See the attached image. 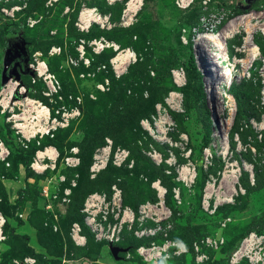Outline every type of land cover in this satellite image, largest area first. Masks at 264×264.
I'll return each instance as SVG.
<instances>
[{"label": "rangeland", "instance_id": "1", "mask_svg": "<svg viewBox=\"0 0 264 264\" xmlns=\"http://www.w3.org/2000/svg\"><path fill=\"white\" fill-rule=\"evenodd\" d=\"M249 5L250 9L244 8L242 0L230 6L222 4L227 18L217 31L205 32L206 36L196 44L182 45L180 38L188 34L192 25L189 19L193 9H198L197 4L182 10L176 0H0V142L12 156L7 162L11 164L20 153L32 163L35 150L50 146L60 153V162L67 154L79 160L77 186L70 184L67 175L51 197V188L44 186L58 185L57 179L63 176L58 177L54 167L45 173V184L39 177L31 184H23V178L20 184L12 183L8 191L10 195L17 193V198L14 205H9L3 179L13 178L16 173L4 163L7 158L3 161L4 155L0 156V206L9 214L14 212L8 219L3 216L0 264L30 257L27 247L37 250L40 243L36 234L39 226L48 240H57L50 247L54 255L72 258L78 248L97 255V262L84 258L81 264H231L229 257L244 238L251 233L264 234V66L260 61L250 66L252 44L259 47L264 59V35L259 30H264V0H254ZM247 9L257 19H242ZM83 10L93 12L92 19L83 20L82 26L88 29L82 31L77 25ZM201 13L199 10L195 19ZM93 14L101 20L94 21ZM251 37L252 42L246 44ZM214 43L222 44V49ZM101 45L108 47L95 50ZM128 51L134 56L125 61L116 76L110 61ZM15 53L17 57L13 58ZM190 56L194 58L193 67L188 62ZM85 59L89 67L84 65ZM14 62H20L23 72L12 73ZM42 62L60 85L58 93L50 97L44 95L50 93L46 81L35 71ZM100 66L106 68L97 73ZM176 67L185 72L182 88L172 84L170 70ZM93 71L97 73L95 77L88 78L86 74ZM105 78L108 90L101 92L96 84L104 83ZM171 91L181 96L178 108L170 109L164 102ZM77 97L81 102L76 101ZM15 99L19 102L13 107L16 118L25 119L30 109L28 100L49 108L51 119L62 121V114H70L74 107L80 116L68 118L66 127L58 126L54 137L44 135L45 141L29 143L24 148L11 132L6 133L11 131L6 118ZM162 116L167 131L162 128L156 132L152 120L162 121ZM144 119H149L153 134L143 128ZM64 140L68 144L62 151L59 144ZM70 146L76 148L75 155L69 151ZM104 148H109L108 160L92 174L90 167L97 162L94 157L101 155ZM187 151L191 152L185 155ZM187 164L197 170L191 186L176 180V169ZM85 178L87 187L82 186ZM158 180L166 190L162 213L153 216L158 222L148 218L141 228L161 227L170 241L184 242L188 254L143 261L137 248L150 246L151 242L161 246L162 235L134 238L136 217L129 230L128 219L121 223V215L114 219L111 213L104 222L105 228L110 226L109 238L100 240L84 222L86 213L80 214L77 222L85 242L74 243L71 226L75 222L67 219L66 209L75 194L83 198L82 209L88 196L104 194L109 212L117 207L121 211L130 204L136 214L139 205L157 203L152 183ZM211 180L216 189L222 185L226 198L214 213L202 207L203 190ZM113 186L122 191L121 202L113 203ZM40 189L42 195H38ZM174 190L179 191V202L173 198ZM5 202L14 210L9 212ZM13 219L25 221L22 227H16L15 234L26 237L25 241L8 236L7 224L16 226ZM97 233L103 235V231ZM194 244L198 251L193 249ZM110 246L124 250L118 253V259L112 257ZM16 248L19 253L13 252ZM200 256L203 261L197 262ZM60 263L68 264L62 259ZM36 264L43 263L36 259ZM235 264L249 263L244 258Z\"/></svg>", "mask_w": 264, "mask_h": 264}, {"label": "built area", "instance_id": "2", "mask_svg": "<svg viewBox=\"0 0 264 264\" xmlns=\"http://www.w3.org/2000/svg\"><path fill=\"white\" fill-rule=\"evenodd\" d=\"M235 0H176V5L178 8L185 10L186 8H190L197 4L198 9H200L203 13H201L195 20L194 24H192L187 32L188 34L185 35L183 34L180 38V41L182 45H189V44H196L197 40L203 39L206 34L205 32H210L213 33L217 31V29L224 23L225 19L227 18V13L223 12L224 9H222V4L225 6H230L232 2ZM250 9V6L248 7ZM247 9V13H245L241 18H250L249 21H252L254 19H257V16L254 15L253 11L248 12L249 10ZM129 9H127V12ZM86 10H83L80 13L79 17V22L80 24L77 25V27L80 30H87V26H82L84 25L85 22H83L82 19V14H86ZM101 18V17H100ZM101 20V19H100ZM87 23V22H86ZM88 24H90L88 22ZM261 34L264 35V30L259 29ZM185 32V30L183 31ZM252 41V37L250 38ZM254 43V42H253ZM253 47L256 48V54L252 55V60H251V65H253V62H259L261 63L262 66H264V59L262 58L260 52H259V47L255 44H252ZM82 47V46H80ZM104 46L101 45L100 47H97L95 50L102 49ZM114 48V47H113ZM114 50H116L114 48ZM81 56H83L84 52L82 49L79 50ZM133 54V53H132ZM120 55H117L114 59L110 61V66L116 76L119 75L121 66L124 65L125 61L122 64H118L115 59L119 57ZM129 60V58L127 59ZM40 64H44L43 62ZM35 69L36 74L38 77H42L44 81H46V84L48 86V89L50 93H44L45 96L50 97L51 94L55 93L57 94L60 85L59 83L55 80L54 76H51L50 74L47 73L46 66L44 65V69L47 73L46 76H39V68ZM84 65L89 67V60L85 59L84 60ZM105 66H100L96 69L97 73H100L105 70ZM95 73L89 72L86 74L87 77L94 78ZM171 74V79H172V84L175 88H182L185 85V72L182 67H176L172 68L170 70ZM84 75H81L83 77ZM108 79H104V83H97L96 88L100 90L101 92H105L108 90ZM17 101V100H16ZM76 101L79 103L81 102V98L77 97ZM33 104L36 105V108L40 109H45L46 111H49V108H47L45 105L40 103L39 101H32ZM165 104L170 108H178L179 103L181 102V96L179 93L176 91H171L168 93V96L164 99ZM158 110H160L161 105H158ZM39 109V110H40ZM177 111V110H176ZM80 116V111L78 108L74 107V109L71 110V113L69 114H62V121H58L56 118H50L49 114L45 116L43 113L34 114L33 118L29 120V122H35L33 124V129L31 132V135H36L39 134L41 136L47 135L50 138L54 137L53 131L56 130V128L59 127H66L69 124L68 118L72 117H78ZM153 125L157 131H161L162 128H164V131H167V129L164 127V122L166 121L165 116H162V121L158 119V122H155L154 119ZM142 126L143 128L148 131L150 134H153V131L151 129L150 121L149 119H144L142 121ZM109 144L111 142L107 140ZM109 148H104L101 150V155H96L94 159L97 161L90 167V172L93 174L94 171L92 170L93 167L97 164L98 166H104L106 161L108 160V151ZM48 150H51L50 148H46L43 150L42 153H47ZM70 151L75 155L76 154V148H71ZM191 151H187L185 155H188ZM205 154H208V150L204 151ZM4 155L2 160L4 161L8 156H9V151L6 149V147L0 142V156ZM44 157H48L44 155ZM43 157V158H44ZM42 159V158H41ZM100 159V161H98ZM117 159V157H115ZM116 162V161H115ZM79 163L78 158L75 157H66L64 158V164L66 167H75ZM8 165V163H6ZM32 166L36 169L41 168L40 165V160L37 159L33 162ZM47 167L51 168L52 170L54 169V165H47ZM46 167V168H47ZM103 168V167H102ZM169 174L170 172H166ZM176 173L178 175V178H176L177 181H181L184 185L186 186H191L196 177H197V170L193 165L187 164L185 166H181L178 169H176ZM61 181H64L63 176L60 177ZM71 185L75 186L74 182H71ZM222 185H218L217 189L215 188L214 181H207L203 190V195H202V207L206 211H210L211 213H214L217 208L226 201V198H224V191H221ZM152 188L156 189V196H157V203L151 204V203H145L141 204L138 206L136 209V214L134 210L128 208L127 206L124 207L121 211L119 208H112L109 212L108 206L106 202V195H97V194H92L88 196L85 202V208L83 209V213L85 212V219L84 222L86 225L89 227L90 231L95 234L97 240H100L101 238L108 239L109 236L107 235V228H109V224H107V227L105 228L104 222L107 221V217L109 213L112 214L113 218L116 219L121 215V223L125 222V220H129L128 222L130 225H128V229L132 230V227H134L135 223L134 219L136 217L137 220V227H135V230L133 231V236L134 238L141 239L143 235H162L163 237V244L161 246L155 245V243L151 242L150 246H140L137 248L136 252L137 254L141 257V259L145 262H151V261H158V260H163L170 258L171 256L174 257H181L183 255L188 254L189 248L184 242H174L170 241L167 238V232L165 230L161 231V227L157 226L155 229H148L145 230L141 228L143 223H146V220L150 218V220L154 222H158V219H154L153 216L157 215V213H162V201L165 196L166 190L163 189L160 186V181H156L152 183ZM113 203L114 202H121L122 201V191L118 189L117 187L113 186ZM174 195L173 198L176 200V202H179V191L174 190L173 191ZM210 201H212V206H210ZM114 205V204H113ZM99 213H101V220L99 218ZM5 219L4 217L0 214V228L4 224ZM264 229V227H263ZM103 231V235L98 234L97 232ZM82 229L79 225V223H73L71 226V237L76 245H83L85 242V237L81 234ZM2 232L0 230V239H2ZM181 246H183L184 250H181ZM193 249L195 251H198V245L193 246ZM244 258L247 259L249 264H264V234L263 235H258L255 233L249 234L246 238L242 240L240 243L239 247L233 251V253L229 257V262L231 264L238 263L239 261L243 260ZM197 262L203 261V257H197L196 258ZM12 264H36V259L33 257H25L21 261H13Z\"/></svg>", "mask_w": 264, "mask_h": 264}, {"label": "crops", "instance_id": "3", "mask_svg": "<svg viewBox=\"0 0 264 264\" xmlns=\"http://www.w3.org/2000/svg\"><path fill=\"white\" fill-rule=\"evenodd\" d=\"M88 78L92 79L91 77H88ZM15 100H17V99H15ZM29 101H31V100H28V102ZM28 102L26 103V105L30 106V109L26 110L25 119H23V117L16 118L17 115H13V110H14L13 107H15L19 103L18 101H12V107H10V109H11L10 115L6 118V122H8L7 126L11 130L10 131L11 132V137H15L20 142V144L23 145L24 148H27L29 143L31 144L33 142H36L37 144H40V142L42 140H45L44 135L43 136H41L39 134H36L34 136L31 135V132H32V129H33L32 126H33V124H35V122L34 121L33 122H29V120H31L33 118V116L35 114V110L37 108H36L35 104H31V103H28ZM1 113H2V111H1ZM6 133H9V130H6ZM0 134L3 136V132H0ZM4 134H5V132H4ZM66 142H68V141H66ZM71 148H69V151H70ZM50 149L51 150H48V152L50 151V153H52V154H50V156L48 155V157H44L43 156L44 158L41 156L42 159H41V157L39 155L43 151L35 150L34 157H32V158L34 159L33 161H35L37 159L40 160L41 168L36 169L35 166L34 167L32 166L33 162L32 163L30 162L29 166H28V169L30 170L31 175L28 176L27 172H26V168L23 165H19L17 175L13 176V178H15V180H11L13 178L6 179V180L3 179V186L6 188L5 189V193H6V197H7L8 201H9V205H14L15 204L16 199H14V198H17L16 197L17 193L13 195L12 194L13 192H12L11 195H10L8 190L12 189V185L14 183H19L20 184L19 179L23 178V181H24L23 184H25V185H26V182L31 184L30 181H34L35 179H37V177H39V179L42 180V181H40V180L39 181L42 182L43 184H45V181H48V178L44 177V175H45V173L48 170H50V171H53V170H51V168L47 167V165H54L55 168L57 167L56 173H58L57 174L58 177L63 175V177L65 179H66L65 171L69 170L72 173V177L70 179L71 180L70 184H71V182H74L75 186H77L78 180L76 178V176H77L76 172H77L78 165L75 166V167H66L63 161L60 162L61 156H60V153L58 152V150L55 147H53V146H50ZM67 155L64 156V158L69 157ZM51 157H53V159ZM22 171H23V175L21 174ZM35 176H36V178H35ZM58 179H59V181H58ZM58 179H57L58 185H56L54 187H52L50 185L44 186V188H49V187L51 188V191H50L51 192L50 193L51 197H54V194H56V192L58 190V186H62V183L64 182V181L60 180V177ZM47 183H49V182H47ZM40 186H42V184ZM65 188H67V187H65ZM23 190H26V189L23 187ZM41 191H43V190L40 189V193H38V195H42ZM12 195H13V197H12ZM23 195L26 196V194L24 192H23ZM126 206L128 208H130V209L134 208V206L130 205V204H128ZM67 208H68V205H67ZM79 213L80 214L83 213V209L82 208L79 210ZM0 214L3 216V214L1 212H0ZM83 215H84V213H83ZM13 221L16 223V226L10 225L9 228L10 229H14L13 234H16V230H17L16 227L17 226L22 227L23 224L25 223V221L21 220V222H18V221L14 220V219H13ZM75 223H78V222L75 221ZM61 232L63 233L62 229H61ZM8 236L11 237L9 233H8ZM43 242L45 243L46 241L43 240ZM37 246H38L37 250H35L33 247H30L31 249H33L34 253H33V255H28V256L34 257L37 260H39V258L34 256V255H38L39 254L41 256V260L45 262L43 264H50V262H54V263H51V264H59L61 259L63 261H65V262H67L68 264H81V262L84 259V258H82V259H79V260H73L71 258H66V257L65 258H61L62 256H58L56 254L54 255L53 252H51V250H50V247L53 248L52 244H49V245L44 247V246H41L40 243H37ZM14 260H16V259L15 258L11 259V261H14ZM95 262H97V260H95Z\"/></svg>", "mask_w": 264, "mask_h": 264}, {"label": "trees", "instance_id": "4", "mask_svg": "<svg viewBox=\"0 0 264 264\" xmlns=\"http://www.w3.org/2000/svg\"><path fill=\"white\" fill-rule=\"evenodd\" d=\"M200 10V9H199ZM199 10L198 9H193V11H194V14H193V17L192 18H190L189 19V21H190V24H194V20H196L195 19V17L199 14ZM201 11V10H200ZM262 53H263V55H264V50L262 51ZM188 62H189V64L191 65V67H193L194 66V58L192 57V56H190V58H189V60H188ZM10 132V131H9ZM66 140V139H65ZM63 141V143H60L59 144V146H60V149L61 148H65V147H67V142L66 141ZM45 141V140H44ZM47 141V140H46ZM233 143V142H232ZM234 144V143H233ZM70 147H72V146H70ZM8 150V149H7ZM62 151H63V149H61ZM60 151V150H59ZM12 153V152H11ZM34 153V152H33ZM17 154H19V155H17L16 157H15V159H14V161H12L11 162V164L9 163V162H7L9 159H12V156H10V152H9V156L7 157V159L4 161V163H8V166H12V168H14L15 169V173H13V174H15V175H17V173H18V167H19V165H23L25 168H26V172H27V175L29 176V175H31V173H30V170L28 169V165H29V163H30V160H28V162H26L23 158H22V155H20V153H17ZM13 155V154H12ZM65 174H66V176L67 175H69V178H71L72 177V173L69 171V170H66L65 171ZM87 174V173H86ZM14 176V175H13ZM85 181H84V183H83V185L82 186H84V185H86V186H84V187H87L88 185H87V183H86V178L84 179ZM77 185H78V183H77ZM85 189V188H84ZM75 192H76V190H75ZM79 195H76L75 194V196L74 197H72V200L70 201V203H69V205H68V208H67V211H66V217H67V219L68 218H70L73 222H75V221H78V220H80L81 219V215H80V213H79V210L81 209V205H82V202H83V198H81V197H78ZM5 207L6 206H8L9 207V212H11V211H13L14 210V206H9V205H7V203L5 202ZM0 212L3 214V216H5L6 217V219H8L9 217H13V214H14V212L13 213H11V214H9V213H7L5 210L3 211L2 210V206H0ZM15 220V219H14ZM17 221H19V219H16ZM71 221V222H72ZM20 222V221H19ZM7 227H8V229H7V233H9L10 234V236H12V235H15V234H13V232H14V229H10L9 228V225L7 224ZM41 227V228H40ZM38 228V231H37V234H38V240L40 241V245L41 246H47V245H49V244H52V243H56L57 242V240L55 241V242H53L52 240L50 241V240H48L44 235L46 234L45 233V230L43 229V227L42 226H39V227H37ZM6 233V232H5ZM44 233V234H43ZM15 236H18V235H15ZM18 239H20V240H23V241H25L27 238L26 237H24V236H18L17 237ZM46 239V242L44 243L43 242V239ZM47 243V244H46ZM68 243H69V245H71V242H69L68 241ZM53 246H55L54 244H52ZM27 253H28V255H33V249H31V248H28L27 247ZM13 252H15V253H19V251H18V249L16 248V249H13ZM57 255V254H56ZM34 256H36L37 258H39V260H40V262L41 263H45L44 261H42L41 260V256L38 254V255H34ZM82 258H88L89 260H91V261H95L96 259H97V255L96 254H93V253H88L87 252V250H84V249H80V248H78V249H76V251L73 253V257L71 258V259H73V260H79V259H82ZM51 263H54V262H50V264ZM59 263V262H58ZM60 264V263H59Z\"/></svg>", "mask_w": 264, "mask_h": 264}, {"label": "bare ground", "instance_id": "5", "mask_svg": "<svg viewBox=\"0 0 264 264\" xmlns=\"http://www.w3.org/2000/svg\"><path fill=\"white\" fill-rule=\"evenodd\" d=\"M93 11H87L86 12V14H82V19L83 20H85V21H87L88 19H92L91 18V13H92ZM130 13H132V12H130ZM129 13V14H130ZM93 17H94V21H98V20H100L101 18H100V16L98 15V14H93ZM251 39H247V41H246V44H248L249 43V41H250ZM220 42V41H219ZM252 42V41H251ZM215 44V46L219 49V50H221L222 49V47H221V45L222 44H218V43H214ZM250 45V44H249ZM104 47H108V45H103ZM223 46V45H222ZM111 47H114L115 49H117V47L115 46V45H112ZM251 47V46H250ZM216 48V49H217ZM250 53L252 54V55H255L256 54V48L255 47H253L252 46V48L250 49ZM134 55L130 52V51H128L127 52V54H125V55H122V56H119V57H117L116 59H115V61L118 63V64H122L125 60H127L128 58H132ZM217 56V55H216ZM219 56V55H218ZM217 56V57H218ZM221 57V56H220ZM222 58V57H221ZM220 59V58H219ZM223 60V59H222ZM227 73H228V70H227ZM230 74V73H229ZM47 75V73H46V71H45V69H44V64H40V68H39V76H46ZM46 77H48V76H46ZM227 77H229V76H227ZM231 77V76H230ZM28 103H31V104H33V102L32 101H29ZM40 108H38L37 109V113H43L45 116H47L48 114H49V111H46L45 109H40ZM35 113H36V110H35ZM38 114V115H39ZM159 141L161 140V139H158ZM55 152V151H54ZM208 153H209V150H208ZM50 154H52V153H50V151L49 152H47V153H41L39 156L41 157H43L44 155H46V156H50ZM41 157V158H42ZM52 159H53V157H51ZM156 158H154V160H155ZM156 161H157V159H156ZM99 164H97V165H95L94 167H93V171H97V170H99V169H101L103 166H98ZM231 166V165H230Z\"/></svg>", "mask_w": 264, "mask_h": 264}, {"label": "water", "instance_id": "6", "mask_svg": "<svg viewBox=\"0 0 264 264\" xmlns=\"http://www.w3.org/2000/svg\"><path fill=\"white\" fill-rule=\"evenodd\" d=\"M243 1V6L244 8H247L249 6V4L254 1V0H242ZM14 73V72H12ZM15 79L16 80H19V76L15 75ZM110 252H111V255L114 259H118V253L119 252H123L124 250L122 249H119V248H116V247H113V246H110Z\"/></svg>", "mask_w": 264, "mask_h": 264}, {"label": "flooded vegetation", "instance_id": "7", "mask_svg": "<svg viewBox=\"0 0 264 264\" xmlns=\"http://www.w3.org/2000/svg\"><path fill=\"white\" fill-rule=\"evenodd\" d=\"M16 57H17V54L15 53L13 58H16ZM12 69H13L12 72H14V73H15V70H19V71L23 72L22 71V66L20 65V62H14Z\"/></svg>", "mask_w": 264, "mask_h": 264}, {"label": "clouds", "instance_id": "8", "mask_svg": "<svg viewBox=\"0 0 264 264\" xmlns=\"http://www.w3.org/2000/svg\"><path fill=\"white\" fill-rule=\"evenodd\" d=\"M137 208H138V207H137ZM137 208H136V209H137ZM132 210H133V209H132ZM181 250H184L183 246H181Z\"/></svg>", "mask_w": 264, "mask_h": 264}]
</instances>
